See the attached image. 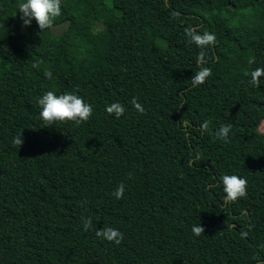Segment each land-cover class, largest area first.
<instances>
[{"label":"trees","instance_id":"1","mask_svg":"<svg viewBox=\"0 0 264 264\" xmlns=\"http://www.w3.org/2000/svg\"><path fill=\"white\" fill-rule=\"evenodd\" d=\"M18 2L0 0V264H264V75L251 83L264 0H61L41 33L21 27ZM193 32L215 43L199 49ZM200 68L211 75L193 87ZM49 90L76 92L92 116L46 127ZM224 174L246 179V197L225 204ZM105 227L120 244L96 236Z\"/></svg>","mask_w":264,"mask_h":264},{"label":"clouds","instance_id":"2","mask_svg":"<svg viewBox=\"0 0 264 264\" xmlns=\"http://www.w3.org/2000/svg\"><path fill=\"white\" fill-rule=\"evenodd\" d=\"M17 13H19V19L21 27H31L33 22L38 27L39 32L50 28L53 25L55 18L61 15V0H19L16 4ZM216 37L213 34L204 32L196 34L193 32L190 35V41L194 43L197 48L203 49L215 43ZM204 56V52L201 51L197 56V61H201ZM211 75L209 68H200L191 77V83L193 87L202 85L206 79ZM264 75V67H258L251 72V83L256 84L258 78ZM46 77H50L51 73H45ZM40 111L39 118L46 125L51 127L56 123L73 122L77 125L87 122L93 114V106L84 100V98L78 95L74 91H64L57 93L54 90L45 91L36 101ZM135 109L144 114V108L141 104L133 101ZM105 112L109 115H114L119 119L125 113V107L118 103L113 102L105 106ZM200 129L206 132L209 129V121L205 120L200 124ZM231 130V125H223L215 133V138L218 140H227ZM22 131L13 137V144L21 146L23 138ZM222 184V190L225 193V204H231L237 202L238 199L244 198L247 195V181L244 177L237 174H224L219 178ZM125 192V185L119 184L115 191L111 195L120 200ZM92 227L91 218H87L83 221V228L88 230ZM204 229L201 224H193L191 226V233L195 237H199L203 233ZM248 232L242 231L240 233L241 238L247 237ZM98 238L120 244L123 239V234L114 227H105L102 230L96 231Z\"/></svg>","mask_w":264,"mask_h":264},{"label":"rangeland","instance_id":"3","mask_svg":"<svg viewBox=\"0 0 264 264\" xmlns=\"http://www.w3.org/2000/svg\"><path fill=\"white\" fill-rule=\"evenodd\" d=\"M228 4L234 6V7H237V3H236V0H226ZM66 26H62V27H58V28H55L53 31L56 35H59L61 34L64 30H65ZM103 29V26L101 24H98L96 26V30L97 31H100ZM16 78H19V75L18 73H16L15 75ZM260 132L261 133H264V121L262 122L261 126H260Z\"/></svg>","mask_w":264,"mask_h":264}]
</instances>
